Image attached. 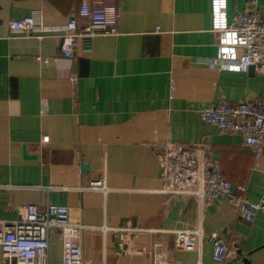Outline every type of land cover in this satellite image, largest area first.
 <instances>
[{
	"label": "crops",
	"instance_id": "crops-1",
	"mask_svg": "<svg viewBox=\"0 0 264 264\" xmlns=\"http://www.w3.org/2000/svg\"><path fill=\"white\" fill-rule=\"evenodd\" d=\"M82 1L0 0V228L28 205L67 206L86 226V264H153L157 240L173 261L215 264L213 233L228 245L225 264H264V214L243 222L227 200L208 208L162 192L158 148L176 143L205 148L249 200L264 195V150L256 160L240 134L200 117L205 106L264 93L254 68L210 64L218 54L211 0H115L118 34L81 40L66 58L60 38ZM258 9L264 20V0ZM248 10L247 0H228L229 21ZM26 17L50 31L27 37L10 29ZM95 180L105 181L106 194L86 189ZM198 228V250L175 249L176 231ZM62 256L55 229L50 259Z\"/></svg>",
	"mask_w": 264,
	"mask_h": 264
},
{
	"label": "built area",
	"instance_id": "built-area-1",
	"mask_svg": "<svg viewBox=\"0 0 264 264\" xmlns=\"http://www.w3.org/2000/svg\"><path fill=\"white\" fill-rule=\"evenodd\" d=\"M213 31L218 35V54L210 64L230 72L248 73L251 68L264 78V20L258 9L260 0H247L249 10L227 16L228 0H211ZM120 13L115 0H83L75 17L63 30L60 38L61 52L71 58L74 48L84 39L98 35L118 34ZM50 31L38 25L35 17L13 20L10 29L27 37L38 31ZM36 61L47 66L50 60L38 56ZM202 121L217 127L225 134L237 133L244 138L245 146L252 149L258 160L264 150V93L251 102L219 103L205 106ZM50 142L49 136L42 139ZM159 160L162 166L164 194L194 197L211 208L223 200L237 210L243 222L252 223L264 214V195L259 201L249 200L244 186H232L217 161H207L206 149H191L182 144L162 143ZM264 181V173H263ZM88 191L106 194L104 180H95ZM61 233L63 256L60 261L50 259V238L53 230ZM86 226L67 206L48 205L40 209L35 205L24 207L20 218L11 223H1L0 248L5 264H86L83 236ZM142 231V230H141ZM204 231L182 229L175 232L174 246L178 251L193 252L200 248ZM215 264H225L229 257L226 242L218 233L211 235ZM165 242H154L153 264H181L171 260L164 250Z\"/></svg>",
	"mask_w": 264,
	"mask_h": 264
},
{
	"label": "water",
	"instance_id": "water-1",
	"mask_svg": "<svg viewBox=\"0 0 264 264\" xmlns=\"http://www.w3.org/2000/svg\"><path fill=\"white\" fill-rule=\"evenodd\" d=\"M252 69V68H251ZM84 168V166H82Z\"/></svg>",
	"mask_w": 264,
	"mask_h": 264
}]
</instances>
